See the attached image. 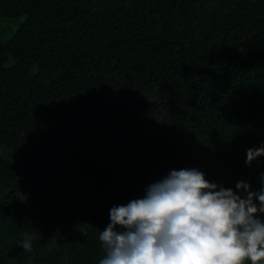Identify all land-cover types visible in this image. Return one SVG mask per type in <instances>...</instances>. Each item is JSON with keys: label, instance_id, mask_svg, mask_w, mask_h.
Returning <instances> with one entry per match:
<instances>
[{"label": "trees", "instance_id": "obj_1", "mask_svg": "<svg viewBox=\"0 0 264 264\" xmlns=\"http://www.w3.org/2000/svg\"><path fill=\"white\" fill-rule=\"evenodd\" d=\"M197 1L0 0V264H264V0Z\"/></svg>", "mask_w": 264, "mask_h": 264}, {"label": "rangeland", "instance_id": "obj_2", "mask_svg": "<svg viewBox=\"0 0 264 264\" xmlns=\"http://www.w3.org/2000/svg\"><path fill=\"white\" fill-rule=\"evenodd\" d=\"M193 1V0H191ZM197 1V0H195ZM211 0H198L197 1V4H198V7L196 8V12L199 13L200 17L198 18L199 19V22H203L204 23V20L206 19L207 17V14L208 12H212L214 9L213 8H207L206 9V4H208ZM237 1L238 0H220V8L222 11H228V10H231L233 9L236 5H237ZM216 9V7H214Z\"/></svg>", "mask_w": 264, "mask_h": 264}]
</instances>
